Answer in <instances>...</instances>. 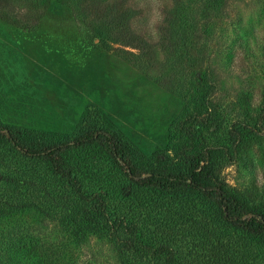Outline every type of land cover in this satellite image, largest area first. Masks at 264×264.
<instances>
[{
    "label": "rangeland",
    "instance_id": "374dc122",
    "mask_svg": "<svg viewBox=\"0 0 264 264\" xmlns=\"http://www.w3.org/2000/svg\"><path fill=\"white\" fill-rule=\"evenodd\" d=\"M125 2L141 9L142 15L130 21L134 34L157 42L170 0ZM73 5L72 0H49L38 9L29 0H0L2 125L49 141L109 129L158 166L174 161L191 140L195 145H220L232 122L260 116L264 0H227L214 33L210 32L214 37L208 78L185 71L179 56L182 45L168 49L167 43V49L154 46L140 51L113 38L114 43L106 45L95 17L80 20ZM9 9L35 27L24 30L11 23L5 17ZM218 177V183L242 199L251 215H264V135L235 161L224 163ZM0 180L5 182V175L0 174ZM190 200L205 212L180 214L174 231L166 228L164 219L153 227L159 241L173 240L172 247L181 251L185 264H264L261 245L217 221L213 206L199 195ZM119 212L129 213V208L119 207ZM20 226L39 241L58 245L74 264H118L107 237L79 239L76 226L45 220L35 212L0 214V234Z\"/></svg>",
    "mask_w": 264,
    "mask_h": 264
},
{
    "label": "trees",
    "instance_id": "16d2710c",
    "mask_svg": "<svg viewBox=\"0 0 264 264\" xmlns=\"http://www.w3.org/2000/svg\"><path fill=\"white\" fill-rule=\"evenodd\" d=\"M48 1L29 0L38 9ZM72 1L80 20L95 17L106 45L114 43L112 38L140 51L154 46L167 49V43L171 44L168 49L182 45L179 56L187 66L185 71L209 77L214 24L226 10L227 0H170L155 43L134 34L130 21L141 9H133L126 0ZM18 15L11 9L5 12L17 27H35ZM261 135L264 108L256 119L232 122L220 145H195L191 140L174 161L155 166L121 134L109 129L49 141L36 133L14 132L0 123V174L6 177L5 182L0 180V214L35 212L45 220L76 226L79 239L96 234L107 237L118 264H185L181 251L172 247L173 240L159 241L153 227L164 219L166 228L174 231L180 214L205 212L190 200L199 195L213 206L217 221L243 231L264 249V215H251L242 199L218 183L222 165L235 161ZM147 193L155 196L140 199L139 195ZM119 207H128L129 213L121 214ZM174 212L178 217L169 218ZM10 229L0 234V264L31 260L74 264L58 245L39 241L27 227Z\"/></svg>",
    "mask_w": 264,
    "mask_h": 264
}]
</instances>
